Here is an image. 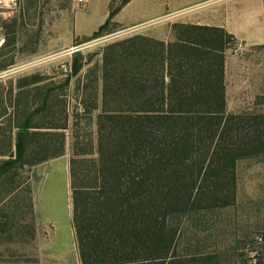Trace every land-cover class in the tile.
<instances>
[{
    "label": "trees",
    "instance_id": "trees-1",
    "mask_svg": "<svg viewBox=\"0 0 264 264\" xmlns=\"http://www.w3.org/2000/svg\"><path fill=\"white\" fill-rule=\"evenodd\" d=\"M117 11L78 44L115 32ZM171 29L173 40L137 33L108 43L101 103L97 88L85 89V113L100 112L96 150L89 135L90 150L81 148L78 134L71 143L70 198L82 264H220L215 251L199 244L181 250V239L191 232L195 240L202 230L197 213L236 204L239 160L264 156V112L227 107L226 53L233 35L212 25L174 23ZM80 56L62 88L82 69ZM29 85L10 92L0 116L9 117L0 176L64 155L67 133L78 124L66 100L62 122H38L53 113L51 91L43 86L39 104L23 107L18 97ZM21 185L34 238L31 178Z\"/></svg>",
    "mask_w": 264,
    "mask_h": 264
},
{
    "label": "rangeland",
    "instance_id": "rangeland-1",
    "mask_svg": "<svg viewBox=\"0 0 264 264\" xmlns=\"http://www.w3.org/2000/svg\"><path fill=\"white\" fill-rule=\"evenodd\" d=\"M121 1L114 0V3L118 5ZM249 1L233 0L235 19L245 13V4ZM80 3L79 0H0V116L9 106L10 92L17 94L20 90L18 86L32 83L26 87L29 93L18 97L23 107L28 103L33 107L39 104L43 86H48L51 91L53 113H44L38 122H62L63 100H66L71 118L78 121L76 129L67 133L68 143L63 156L0 176V264H33L35 261L34 222L27 207L25 186L21 184L27 177L33 180L39 168H56V171L49 172L50 182L43 184L46 214L69 216L67 172L72 157L73 136H81L83 149L92 148L91 145L85 146V136L88 135L94 141V150L97 147V114L100 111L85 113V98L89 97L85 89L89 85L97 88V102L101 103L103 48L110 42L137 34L115 31L78 44L92 35L85 31V7ZM156 22L149 23L160 26L161 23ZM111 26L118 27L116 23ZM160 28L151 31L156 32L157 37H153L163 39L161 37L168 35L167 27L161 32ZM235 42L231 45L233 50ZM78 53H81L79 61L84 65L79 73L72 74L69 87L62 88L64 79L72 73ZM263 64L260 56L257 60L258 73L264 75L260 71ZM227 82L231 91L230 79ZM227 98L231 112H243L249 108L264 112V78H260L257 92L235 98L239 104L233 102L234 95L230 92ZM91 102L87 100L88 105ZM73 114H77L78 119ZM8 126L9 117L4 116L0 119V152L7 149ZM3 158L0 155V159ZM200 216L202 230L195 233V240H192L191 232L183 236L181 250L189 244H199L201 249L215 251L220 264H264V156L239 160L234 206L203 211L194 218Z\"/></svg>",
    "mask_w": 264,
    "mask_h": 264
},
{
    "label": "crops",
    "instance_id": "crops-1",
    "mask_svg": "<svg viewBox=\"0 0 264 264\" xmlns=\"http://www.w3.org/2000/svg\"><path fill=\"white\" fill-rule=\"evenodd\" d=\"M85 31L94 33L106 22L111 10L118 8L112 22L121 33H144L156 36L154 29L168 31L161 37L173 40L171 27L174 23L212 25L225 28L242 48L233 50L230 46L226 56V99L230 92L235 98L257 92L260 78L257 60H264V1L251 0L245 4V13L235 19L233 0H84ZM115 5V6H114ZM157 21L160 26L150 25ZM155 25V24H154ZM167 27V29H166ZM167 34V33H166ZM264 65V64H263ZM262 69V70H261ZM264 73V66L260 68ZM227 79H230V88ZM231 107V106H230ZM251 109V108H249ZM247 109V110H249ZM63 156V155H62ZM55 167H41L35 172L32 182L36 232L34 237L35 261L33 264H82L73 227L70 198L69 216L46 214L43 184L49 181V172ZM63 170H65L63 168ZM67 172V170H65ZM70 191L69 170L67 172ZM19 264V263H18Z\"/></svg>",
    "mask_w": 264,
    "mask_h": 264
},
{
    "label": "built area",
    "instance_id": "built-area-1",
    "mask_svg": "<svg viewBox=\"0 0 264 264\" xmlns=\"http://www.w3.org/2000/svg\"><path fill=\"white\" fill-rule=\"evenodd\" d=\"M81 3H83L84 2V0H79ZM235 42V41H234ZM234 46H235V49L236 50H239V49H241L242 48V45L239 43V42H235V44H234ZM260 240H262V238H259Z\"/></svg>",
    "mask_w": 264,
    "mask_h": 264
}]
</instances>
